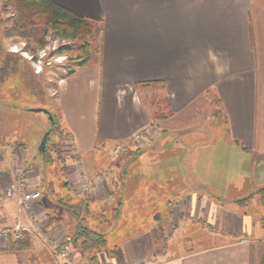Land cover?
I'll return each instance as SVG.
<instances>
[{"label":"crops","instance_id":"crops-1","mask_svg":"<svg viewBox=\"0 0 264 264\" xmlns=\"http://www.w3.org/2000/svg\"><path fill=\"white\" fill-rule=\"evenodd\" d=\"M52 2L89 20L98 45L96 59L64 78L52 103L79 150L53 162L62 191L44 198L38 158H23L29 187L42 193L32 207L37 219L64 246L77 225L58 204L64 192L84 200L85 223L106 232L100 264H260L264 212L239 201L264 187L256 175L264 161L253 156H264V0ZM150 125L155 135L140 151L112 154ZM12 151L0 159V192L13 181V162H23ZM79 168L91 181L102 178L86 197ZM118 208L122 226L113 228ZM17 219L14 203L0 207V228ZM15 242L0 236V264H54L37 240L24 251ZM76 263L92 264L80 254Z\"/></svg>","mask_w":264,"mask_h":264},{"label":"rangeland","instance_id":"rangeland-1","mask_svg":"<svg viewBox=\"0 0 264 264\" xmlns=\"http://www.w3.org/2000/svg\"><path fill=\"white\" fill-rule=\"evenodd\" d=\"M8 2L9 0H0V39L5 55L14 60H10L7 71L0 78V159H4L5 153L11 148L14 150L12 151L13 154L15 156L17 155L16 158L18 159L23 160L24 157H28L29 161L32 162L33 156L37 157L42 180L40 189L44 194V198H46L52 192L56 194L62 191L63 184L61 169L56 164L50 165L45 162V155L50 154V157L55 159L56 162L57 160L59 161V157H65V147L70 137L66 136L60 128L61 134H52L46 143L45 154L41 152L40 146L50 125L49 116L45 113L34 112L33 110L43 108L51 112L52 103L58 94L60 80L70 77L75 70L79 69L76 57L78 56L77 51L82 45V42L72 43L67 39H62L50 27L36 26L35 28H21L20 24H16L19 21V13L15 11L14 4L12 5ZM95 34L94 28V34L90 38L92 60H95L97 57L98 43L94 40ZM55 39H59V43L53 42ZM47 44H49V49L41 55L44 62L49 61L55 54L65 56L66 58L51 60V66L45 64L43 72L36 74L32 59H36L37 55L39 56V50ZM54 47L57 49L60 47V50H54ZM65 49H70V51L63 52ZM61 62H64L62 67L57 64ZM0 65L2 66V63ZM212 113L214 111L211 109L205 108L202 110L204 118L211 119ZM219 119L221 120V118ZM58 124L60 126V123ZM206 129L208 128L206 127ZM214 130L216 135H223L225 129L223 128L222 122L219 121L218 127L215 126ZM111 151L115 157L124 155L123 153L116 155L113 147ZM137 151L139 150H130L125 155L136 153ZM13 163V169L22 166L26 170L24 160L23 162L16 160ZM262 172H264V169ZM256 175L257 181L260 182L259 179L264 175L261 174V171L257 172ZM51 181L55 186L54 189L47 188L48 182ZM63 193L61 192L57 197L59 199L63 198ZM67 198L72 199V196H67ZM248 203L247 211L251 213L264 212V198H261V196L256 195ZM59 216L57 214L58 219ZM112 216V222H115V219L119 222L117 216ZM107 218L109 219L110 216ZM118 222L113 225V228L122 226L121 222ZM116 231L120 234L129 233L128 230L124 231L123 228L117 229ZM26 238H29L31 247V241L35 239L26 236L22 240ZM68 248L72 255H74V259L75 255L80 254L81 258L85 260L79 249L72 242V238ZM263 261L260 264H263Z\"/></svg>","mask_w":264,"mask_h":264},{"label":"trees","instance_id":"trees-1","mask_svg":"<svg viewBox=\"0 0 264 264\" xmlns=\"http://www.w3.org/2000/svg\"><path fill=\"white\" fill-rule=\"evenodd\" d=\"M8 3L12 5L14 4L15 11L19 13V21H17L16 24H20L21 28H35L36 26H44L45 28L50 27L51 30L62 39H67L72 43L81 41L82 45L78 48V56L76 57L78 68L81 69L90 64V38L94 34V26L89 20L79 17L56 5L52 2V0H9ZM64 51L69 52L70 49H65L63 52ZM10 60L14 59L5 55L0 39V63H2V66L0 65V78L7 71ZM50 115L54 118V120L53 122H50L48 130L49 135L46 138V143L52 134H61L60 126L56 117L52 114ZM45 152L46 146L43 153L45 154ZM248 152L251 153L250 151ZM253 156L256 164H260L264 161V156H257L255 154ZM45 157V162L50 165H52L55 161L50 157V154L45 155ZM60 158L61 157H59V159ZM256 195L264 198V187L251 194L249 197L239 201V203H248ZM58 204L64 212L77 222L75 232L72 235V242L76 248L79 249L82 257L93 264H100L98 254L104 252L105 250L108 242L107 234L103 229L93 228L85 223L86 218H82V214L88 213V204H86L84 200L75 202L73 199H68L67 196L59 199ZM119 210L120 209L118 208L114 211V215L117 217H119L120 214ZM28 239L26 238L25 240L20 241L17 240L14 247L21 251L29 249L30 241Z\"/></svg>","mask_w":264,"mask_h":264},{"label":"built area","instance_id":"built-area-1","mask_svg":"<svg viewBox=\"0 0 264 264\" xmlns=\"http://www.w3.org/2000/svg\"><path fill=\"white\" fill-rule=\"evenodd\" d=\"M53 42L59 43V39H55ZM48 45L49 44L39 50V56L37 55L36 59H32L36 74H41L43 72L45 64L51 66V60L63 59L65 57L55 54L49 59V61L44 62L41 55L49 49ZM54 50L59 51L60 47L59 49L54 47ZM57 64L61 65L62 67L64 62ZM63 81L64 78L60 80L59 84ZM153 135H155L154 127L151 125L147 126L143 130L135 133L129 139V141L114 145V152L116 155H121L122 153L124 154L129 152L130 150H141L146 144L147 140ZM65 149L67 156L73 158L79 157V150L73 139L69 138ZM79 169L80 175L77 181L78 188L86 197L92 193L93 183H100L102 178L101 176L96 175L94 180L91 181L87 176L84 175L83 169ZM41 199L42 193L39 190H32L29 187L24 167L20 166L16 169H13V181L4 191L0 192V207L10 202L14 203L18 212V219L11 228H0V236H3L6 239L13 238L18 241L28 236L37 240L43 246L50 257L54 260V264H74V255H72L68 248L71 239L69 238L66 244L60 247L54 238L52 230H50V228L47 227L43 222L39 221L36 215L33 213V205L39 203Z\"/></svg>","mask_w":264,"mask_h":264},{"label":"water","instance_id":"water-1","mask_svg":"<svg viewBox=\"0 0 264 264\" xmlns=\"http://www.w3.org/2000/svg\"><path fill=\"white\" fill-rule=\"evenodd\" d=\"M34 112H41V113H45V114H47L48 116H49V121L50 122H53V120H54V118L50 115L51 113L48 111V110H46V109H43V108H37V109H34L33 110ZM48 135H49V131L46 133V136L44 137V139H43V141H42V143H41V146H40V151L41 152H44V150H45V146H46V138L48 137Z\"/></svg>","mask_w":264,"mask_h":264},{"label":"clouds","instance_id":"clouds-1","mask_svg":"<svg viewBox=\"0 0 264 264\" xmlns=\"http://www.w3.org/2000/svg\"><path fill=\"white\" fill-rule=\"evenodd\" d=\"M212 58L215 59V57H212ZM223 71H225V67H221V66L217 67V72L218 73H222Z\"/></svg>","mask_w":264,"mask_h":264}]
</instances>
